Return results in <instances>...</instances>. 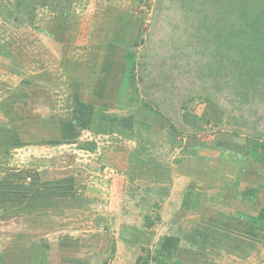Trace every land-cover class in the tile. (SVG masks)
<instances>
[{"label":"rangeland","instance_id":"rangeland-1","mask_svg":"<svg viewBox=\"0 0 264 264\" xmlns=\"http://www.w3.org/2000/svg\"><path fill=\"white\" fill-rule=\"evenodd\" d=\"M61 1L0 0V264H264V102L200 0Z\"/></svg>","mask_w":264,"mask_h":264},{"label":"trees","instance_id":"trees-1","mask_svg":"<svg viewBox=\"0 0 264 264\" xmlns=\"http://www.w3.org/2000/svg\"><path fill=\"white\" fill-rule=\"evenodd\" d=\"M61 2L68 5L70 0ZM200 2L203 8L200 16L197 13L194 38L202 40L196 41L195 54L203 55L204 76L211 89L243 105L264 102V0ZM99 120L116 119L100 115ZM103 132L113 133L112 129Z\"/></svg>","mask_w":264,"mask_h":264},{"label":"crops","instance_id":"crops-1","mask_svg":"<svg viewBox=\"0 0 264 264\" xmlns=\"http://www.w3.org/2000/svg\"><path fill=\"white\" fill-rule=\"evenodd\" d=\"M3 121V119H2ZM52 131V130H51ZM51 138L53 139V141L49 144V145H53V147H59L60 145H64V144H67V143H63V142H58L56 139L58 138H53V135L51 136ZM45 147H48V144L44 145ZM51 148V147H50ZM74 178V176H69L68 178H59L58 180H55L56 181V184L59 185L62 184L64 181H68L67 179H72ZM183 204V203H182ZM251 258V257H250Z\"/></svg>","mask_w":264,"mask_h":264}]
</instances>
